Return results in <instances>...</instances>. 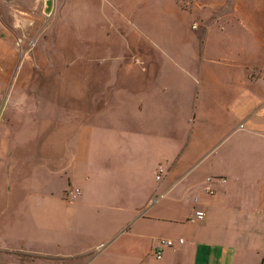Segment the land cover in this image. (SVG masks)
<instances>
[{
  "label": "crops",
  "instance_id": "0c3cea01",
  "mask_svg": "<svg viewBox=\"0 0 264 264\" xmlns=\"http://www.w3.org/2000/svg\"><path fill=\"white\" fill-rule=\"evenodd\" d=\"M196 1L191 33L164 16L68 63L85 94L53 96L0 175V264H264V0Z\"/></svg>",
  "mask_w": 264,
  "mask_h": 264
},
{
  "label": "rangeland",
  "instance_id": "374dc122",
  "mask_svg": "<svg viewBox=\"0 0 264 264\" xmlns=\"http://www.w3.org/2000/svg\"><path fill=\"white\" fill-rule=\"evenodd\" d=\"M71 1L79 4V0H52L51 12L45 14V0H0V175L5 174L7 155L23 131L49 127L53 96L73 94L75 105L79 103L77 95L85 94L84 88L69 83L80 72L66 67L99 62V34L106 33L107 38L119 34L125 41L128 33L144 28L158 34L166 25L164 16L175 17L189 33L197 23L193 14L188 15L196 0H86L92 18L84 22V14L74 6L71 24ZM133 9L142 16L139 25L118 22L135 15ZM90 73L87 77L99 78L96 70ZM62 79L67 80L66 87L61 86ZM93 85L86 94L99 93V85Z\"/></svg>",
  "mask_w": 264,
  "mask_h": 264
},
{
  "label": "built area",
  "instance_id": "2783aa9c",
  "mask_svg": "<svg viewBox=\"0 0 264 264\" xmlns=\"http://www.w3.org/2000/svg\"><path fill=\"white\" fill-rule=\"evenodd\" d=\"M195 26H193V28H194ZM159 172H161V169L159 168ZM157 179H159V176H157ZM208 181V180H207ZM205 191H207L208 193H212L211 191V189L209 188V187H206L205 188ZM77 193H78V191L77 190H74L72 193H71V198H74L76 195H77ZM203 217H204V212L202 211V210H196V211H194L193 212V215L191 216V218H190V221H192V222H197V221H200V220H202L203 219ZM179 243H182V240H179ZM160 245L162 246V247H173V242L172 241H170V240H161L160 241ZM155 257L157 258V259H159L160 257H161V252L160 251H157L156 253H155Z\"/></svg>",
  "mask_w": 264,
  "mask_h": 264
},
{
  "label": "water",
  "instance_id": "95a60500",
  "mask_svg": "<svg viewBox=\"0 0 264 264\" xmlns=\"http://www.w3.org/2000/svg\"><path fill=\"white\" fill-rule=\"evenodd\" d=\"M44 5H45L44 13L49 14L51 12L52 5H53L52 0H45Z\"/></svg>",
  "mask_w": 264,
  "mask_h": 264
}]
</instances>
